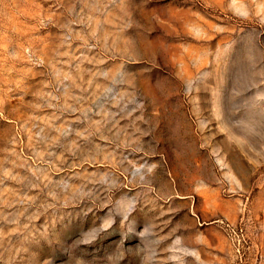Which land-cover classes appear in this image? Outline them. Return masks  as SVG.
Segmentation results:
<instances>
[{
  "label": "rangeland",
  "instance_id": "1",
  "mask_svg": "<svg viewBox=\"0 0 264 264\" xmlns=\"http://www.w3.org/2000/svg\"><path fill=\"white\" fill-rule=\"evenodd\" d=\"M0 264H264V0H0Z\"/></svg>",
  "mask_w": 264,
  "mask_h": 264
}]
</instances>
